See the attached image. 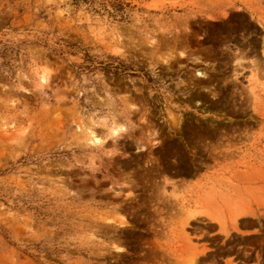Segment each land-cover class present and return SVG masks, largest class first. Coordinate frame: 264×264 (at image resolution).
I'll return each instance as SVG.
<instances>
[{"label":"rangeland","instance_id":"obj_1","mask_svg":"<svg viewBox=\"0 0 264 264\" xmlns=\"http://www.w3.org/2000/svg\"><path fill=\"white\" fill-rule=\"evenodd\" d=\"M0 264H264V0H0Z\"/></svg>","mask_w":264,"mask_h":264},{"label":"trees","instance_id":"obj_2","mask_svg":"<svg viewBox=\"0 0 264 264\" xmlns=\"http://www.w3.org/2000/svg\"><path fill=\"white\" fill-rule=\"evenodd\" d=\"M75 2H77L78 0H74Z\"/></svg>","mask_w":264,"mask_h":264}]
</instances>
